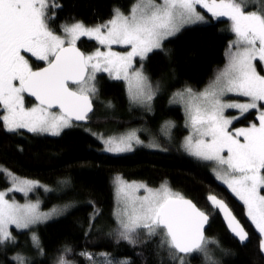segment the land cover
I'll list each match as a JSON object with an SVG mask.
<instances>
[{
	"label": "snow or ice",
	"instance_id": "obj_1",
	"mask_svg": "<svg viewBox=\"0 0 264 264\" xmlns=\"http://www.w3.org/2000/svg\"><path fill=\"white\" fill-rule=\"evenodd\" d=\"M62 10L57 0H0V129L18 137H60L67 129L87 125L100 95L99 73L124 81L130 105L151 112L162 85L153 84L145 63L155 54L170 59L165 42L184 29L226 18L234 38L226 48L224 67L202 90L185 83L171 93L169 104L181 106L188 131L179 150L194 165L210 169L215 180L242 202L264 253V0H134L127 12L114 5L108 19L93 24L75 17L59 23ZM82 38L94 41V50H82L78 46ZM105 107L114 105L108 101ZM242 120L246 126H236ZM175 127L172 120L161 125L165 141H172ZM85 131L101 144V153L119 156L137 148L168 151L155 137L142 139L140 133L146 129L119 134L92 132L87 127ZM17 148L24 152L23 147ZM0 175L8 185L0 190V252L14 251L11 264H33L31 256L17 250L20 245L13 229L27 233L32 249L43 258L46 252L35 229L75 205L41 211V200H32L31 194L53 188L21 178L2 165ZM71 183L70 177L57 181L65 188ZM113 185L115 228L107 235L115 244L143 249L154 243L159 264H190L192 258L202 264H222L217 253L233 254L206 235L210 214L168 183L152 188L116 176ZM16 193L23 195L24 203L15 198ZM206 201L222 215L231 236L245 246L249 232L228 204L212 194ZM88 204L92 212L86 226L81 225L86 240L102 231L97 224L102 211L94 201ZM135 254L146 264L143 250ZM72 255L85 264H134L131 258L108 252L92 253L86 248L74 252L69 244L58 251L53 264H77L68 258Z\"/></svg>",
	"mask_w": 264,
	"mask_h": 264
},
{
	"label": "trees",
	"instance_id": "obj_2",
	"mask_svg": "<svg viewBox=\"0 0 264 264\" xmlns=\"http://www.w3.org/2000/svg\"><path fill=\"white\" fill-rule=\"evenodd\" d=\"M63 5L58 13V22H72L70 17L83 20L86 24L102 22L109 18L111 8L115 5L127 12L134 0H57ZM213 21L211 25H193L177 36L165 42L170 50L169 57L163 54L152 55L145 63V72L153 84L161 82V93L153 102V112L131 109L126 98L127 88L124 81L111 80L106 73L98 75V87L101 97L114 105L110 111L98 108L95 101V113L89 126L96 128L117 126L118 129L141 125L152 129L160 143L168 148L166 153H158L148 148H137L134 153L113 155L101 153V144L89 132L81 127L67 129L60 137L33 138L30 134L18 137L6 134L0 129V165L7 167L18 176L41 180L52 185L55 190L44 194L43 206L73 203L63 216L54 218L39 226L37 232L46 256L41 258L31 247L29 235L16 233L20 248L32 257L33 264H53L58 251L65 245L73 247L74 252L83 249L92 253L108 252L115 257L131 258L134 264H145L135 253L143 250L146 264H159L155 256V245L131 248L125 243L115 244L107 233L115 228L113 212L115 195L113 179L121 175L130 181H142L150 187H157L164 182L192 199L202 210L210 214V222L206 231L209 237L215 236L221 245L230 249L228 256L221 255L222 264H264V253L259 250V233L246 217V211L234 194L222 182L215 180L211 170L194 165L180 150L179 144L187 130L184 128V115L181 106L170 105L171 93L183 87L185 83L195 90L204 88L215 76L218 69L226 63L225 51L232 34L228 32V23ZM55 26V25H54ZM84 51L94 49V41L82 38L79 44ZM172 69H175L173 75ZM133 111V113H132ZM249 119H252L249 116ZM172 120L176 124L175 141L167 142L160 134L161 124ZM241 121L237 125H246ZM147 128V129H148ZM24 148L20 153L17 146ZM64 177L71 178L70 187H61L57 181ZM8 187L0 175V190ZM208 194H216L227 200L237 217L243 222L250 239L245 246L234 239L228 232L221 215L209 207L206 201ZM39 195V194H38ZM22 195L16 193L15 198ZM36 197V195H35ZM95 202L102 211L97 221L101 232L94 233L86 240L81 225L87 224L92 212L88 201ZM14 254L9 250L0 252V264H11L9 257ZM81 264H85L79 256H69ZM167 264V261H165ZM190 264H202L201 260L192 258Z\"/></svg>",
	"mask_w": 264,
	"mask_h": 264
},
{
	"label": "rangeland",
	"instance_id": "obj_3",
	"mask_svg": "<svg viewBox=\"0 0 264 264\" xmlns=\"http://www.w3.org/2000/svg\"><path fill=\"white\" fill-rule=\"evenodd\" d=\"M198 10H200V11H202V12H204V10H202V9H198ZM204 14L205 15H207V13L206 12H204ZM221 19H223V18H221ZM234 38V37H233ZM233 38H231V39H233ZM230 39V40H231ZM92 50H94V49H90L89 51H92ZM114 50H117V51H120V50H122V49H120L119 47H114ZM223 68V67H222ZM221 68V69H222ZM100 74V73H99ZM98 74V75H99ZM98 77V76H97ZM97 83H98V78H97ZM125 83V82H124ZM208 84V83H207ZM98 85V84H97ZM125 87L127 88V85H126V83H125ZM203 89V88H202ZM202 89H199V90H202ZM196 90H198V89H196ZM126 98L128 99V94H126ZM96 102H97V105H98V108H100V110L101 109H103V110H107V111H110V109H107L106 107H105V103H107L108 101L107 100H105V99H103L102 97H101V94L99 95V98L97 99V100H95ZM103 102V103H102ZM128 102H129V100H128ZM129 106H130V108L133 110V109H135V110H138L139 111V109H141L142 111L144 110L143 108H141V107H138V106H134V105H130V103H129ZM153 110H154V108L152 109V111L151 112H148V111H146L147 113H152L153 112ZM232 110H230V112H231ZM132 113H133V111H132ZM138 113H141V111H139ZM166 121V120H165ZM164 123V122H163ZM162 123V124H163ZM161 124V125H162ZM90 125V124H89ZM88 124L87 125H83L82 127H83V129L85 130V127H87V128H90L91 130H92V132H98V133H104V134H119V133H121V132H123V131H125V130H127V129H131V128H138V129H146L147 131H141V138L142 139H144L146 142L148 141V139L150 138V137H155L157 140H159L160 141V139H158L157 137H156V134H154L153 132H152V129H150V128H146V127H144V126H141V125H137V126H133V127H124L123 129H118V127L117 126H112V127H101V128H96L94 125H91V126H89ZM236 126H238V125H236ZM240 126H246V125H240ZM160 128H161V126H159ZM159 131H160V129H159ZM175 131H176V127L173 129V131H172V135H173V139H172V141L171 142H174L175 141V139H174V137H175ZM160 134H161V132H160ZM188 134V131L186 132V134H185V136ZM161 136L163 137V135L161 134ZM164 138V137H163ZM116 176H121V175H116ZM115 176V177H116ZM21 177V176H20ZM114 177V178H115ZM122 177V176H121ZM21 178H26V177H21ZM26 179H32V178H26ZM33 180H35V179H33ZM114 180V179H113ZM125 180H127V179H125ZM39 181V180H38ZM128 181H130V180H128ZM136 181H138V180H136ZM40 182L42 183V184H44V185H47V184H45L43 181H41L40 180ZM138 182H142V181H138ZM144 183V182H143ZM164 183H168L169 184V182H164ZM146 184V183H145ZM148 185V184H147ZM170 185V184H169ZM47 186H49V187H51V188H53L54 190H55V187H53L52 185L50 186V185H47ZM149 186V185H148ZM160 186V185H159ZM159 186H157V187H152V188H158ZM150 187V186H149ZM42 190V189H41ZM113 190H114V188H113ZM39 191L40 190H38L37 191V193H33V194H31V196H30V198L32 199V200H35V199H37V197L41 200V211H44V212H48V211H51L53 208H62L65 204H62V205H53L52 207H50V208H45L44 206H43V201H44V199L41 197V195H40V193H39ZM42 192H43V190H42ZM180 192V191H179ZM44 193V192H43ZM48 193H50V192H48ZM182 193V192H181ZM18 194H20V193H18ZM39 194V195H38ZM44 194H47V193H44ZM141 194H143V193H141ZM22 195V194H21ZM35 195H36V197H35ZM114 195H115V190H114ZM20 203H24V197H23V195H22V197L21 198H16ZM115 205H116V197H115ZM116 208V207H115ZM70 210V209H69ZM60 216H63V215H60ZM59 216V217H60ZM55 218H58V217H55ZM54 219V218H53ZM52 220V219H51ZM51 220H49V221H51ZM211 237H214V238H216L215 236H211ZM217 256H218V258L220 259V257H221V255L219 254V253H217ZM77 264H81V263H79V262H77Z\"/></svg>",
	"mask_w": 264,
	"mask_h": 264
},
{
	"label": "water",
	"instance_id": "obj_4",
	"mask_svg": "<svg viewBox=\"0 0 264 264\" xmlns=\"http://www.w3.org/2000/svg\"><path fill=\"white\" fill-rule=\"evenodd\" d=\"M79 46V45H78ZM82 48V47H81ZM82 50H84L83 48H82ZM94 105H95V101H94ZM90 123V122H89ZM212 195H216V194H212ZM218 198H220L218 195H216ZM220 199H223L224 201H225V203H227L228 204V206H229V208L232 210V208H231V206L229 205V203L227 202V200H225L224 198H220ZM192 200V199H191ZM194 202V201H193ZM194 203H196V202H194ZM198 206V205H197ZM199 207V206H198ZM232 212H233V214L237 217V215H236V213H235V211H233L232 210ZM221 218H222V221L223 222H225L224 220H223V217H222V215H221ZM237 219L240 221V219L237 217ZM241 222V224L245 227V225L243 224V222L242 221H240ZM225 225H226V222H225ZM208 226L209 225H207L206 226V231H207V229H208ZM226 228H227V226H226ZM245 229H246V227H245ZM228 230V229H227ZM247 230V229H246ZM228 232H229V230H228ZM249 232V231H248ZM206 235H207V233H206ZM249 239H250V233H249ZM246 243H248V242H246Z\"/></svg>",
	"mask_w": 264,
	"mask_h": 264
}]
</instances>
